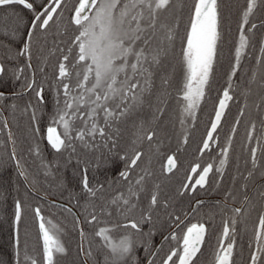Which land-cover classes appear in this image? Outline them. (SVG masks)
Wrapping results in <instances>:
<instances>
[{
    "label": "flooded vegetation",
    "instance_id": "af4514ba",
    "mask_svg": "<svg viewBox=\"0 0 264 264\" xmlns=\"http://www.w3.org/2000/svg\"><path fill=\"white\" fill-rule=\"evenodd\" d=\"M43 2L36 0L37 5ZM25 10L15 5L0 7V23L8 21L14 11L20 17H26ZM252 25L260 30L259 44L262 48L264 16L251 22V30ZM22 32L19 31L16 38L12 39L10 32L6 36L0 29V38L16 43L18 49L24 35ZM122 78L123 74L118 77ZM29 83L32 84L31 89L27 87ZM27 85L15 91L0 88L4 94L3 99H0V261H4V264H17L19 260L20 264H30L28 258L31 257L43 264V243L35 215V209L39 208L50 235L65 249L64 253H54L55 264H105L109 250L96 235L100 228L110 229V235L116 243L125 236L135 241V264H148L149 260H153V264H162L166 254L177 247V241L165 240L164 237L175 232L180 239L192 224H203L206 229L202 254H198L195 264H215L223 228L226 222L231 224L233 219L236 220V243L232 264H250V256L256 246L258 217L264 214V199L258 194V190L264 189V176L258 179L253 176L246 180L247 174L233 173L236 171L234 158L231 157L234 153L233 144L222 140L221 127L231 100L217 131L213 133L214 140L210 142V148L203 150V141L207 139L219 99L226 90L233 97L228 88L220 89L209 115L202 116L201 125L195 134H192L195 119L192 116L188 118V125L178 138L175 130L167 127L157 126L146 131L154 133L152 141L147 140L145 135L144 139H140L144 133L138 131V128L123 127L121 137L128 145L127 157L136 151L141 153L138 167L130 170V180H124L120 173L126 170L125 157H113L118 152L107 150V138H104V149L100 152L102 159L94 161L87 142L90 137H85L87 143L76 139V130L79 129L77 119L66 117L70 123V139H65L61 124L54 123V120L47 121L45 109L33 108L38 102L36 91H42V87L35 86L33 76ZM59 111L53 114L57 115ZM49 127H55L61 138L65 139V146L59 152L48 142ZM107 134L111 136L110 132ZM224 146H229V151L227 162L221 167L219 162L225 159L221 154ZM169 156L176 161L172 172L166 170ZM209 164H212L213 170L201 188L195 185L194 180L198 175L193 174L191 169L198 165L197 171L200 172ZM218 168L219 172L216 171ZM145 173V183L142 186L135 185V181ZM85 176L96 193L94 196L82 186ZM47 179L54 180L53 191L45 190ZM185 184L190 187L185 189ZM244 185L248 186L247 189ZM152 193L158 196L155 208H150L149 204ZM245 195L250 198V203L236 215L233 210L241 208ZM121 196L130 199L136 207L130 209L123 204V199L113 203V200ZM16 202L22 205L19 225L14 223L13 216ZM148 211L151 212L152 222L142 225L143 235L135 233L131 228L117 227L128 224L130 220H139L141 214ZM92 215L96 216V220L89 223ZM176 216L180 217L179 227L174 223ZM150 230L151 237L147 235ZM36 234L38 237H35ZM17 235L18 249L14 246ZM231 235L233 233L230 232ZM89 251L92 253L90 256L86 254ZM153 252L158 255L153 257ZM173 260L176 261V258ZM257 264H264V257L259 258Z\"/></svg>",
    "mask_w": 264,
    "mask_h": 264
},
{
    "label": "snow or ice",
    "instance_id": "6c2138e0",
    "mask_svg": "<svg viewBox=\"0 0 264 264\" xmlns=\"http://www.w3.org/2000/svg\"><path fill=\"white\" fill-rule=\"evenodd\" d=\"M256 2L257 0H249L247 10L244 12L239 37L240 44L236 49V64L233 65L232 76L236 75L241 58V50L247 44L243 24L247 23V17L252 13ZM63 3L64 0H44L42 4L37 5L36 0H0V7L22 6L23 9L31 13V18L27 25L29 30L20 39L19 55H29L30 57V43L33 34L49 28L50 23L54 22V17L58 14V10L62 8ZM170 3L171 0H78L77 5L73 9L71 22L79 29V35L74 40L79 50L77 60L85 63L82 72L75 74L76 84L74 86L70 87L68 82L62 83L65 97H68L73 89L80 90L79 94L72 96L70 100L65 99L63 109L57 114L58 120H54V123H59L63 126V137L65 139H70V123L66 117H74L80 121L82 127L76 130V139L81 141H85V137L95 138L96 135L112 140V137L108 136L107 132L118 121L133 120L135 125L137 111L142 109L147 102L144 93L149 92L152 86L150 69L161 62L160 52L162 49L154 47L153 40L156 36L159 17L161 13L167 11ZM21 20L22 17L19 14H14V26L10 29L12 39H15L19 34ZM218 26V0H196L188 31L184 38L186 47L182 51L183 62L186 65L182 98L185 102L184 110L189 115L194 114L195 109L205 95V88L209 85L220 38ZM252 27L254 28L255 25H252ZM160 28L164 29V39L171 43L174 39L173 29L163 24L160 25ZM5 35H9L8 29H5ZM261 51L264 53V48ZM68 59V56H64L65 61ZM5 71V66L0 64V76ZM19 71L22 72L23 69ZM58 72V78L62 81L63 78L72 76V73L66 69L64 63L59 64ZM92 74H94V82H90V75ZM121 74H123V78L118 79ZM89 83L90 86H88ZM27 87L31 89L32 84L29 83ZM229 87L231 88V84H229ZM3 95L0 92V99H3ZM36 96L38 102H44L45 98L42 91H36ZM232 99L233 97L230 96L229 91L223 92V98L219 100L214 121L211 123V130L207 133V139L203 141V150L210 148V142L214 140L213 133L217 131L227 106L226 102ZM241 115H243V110H241ZM33 119H35V115ZM255 128L256 125L253 123L248 133L249 140L253 138ZM142 130L143 125H140L138 131ZM116 135H118V130ZM145 136L147 140L152 141L154 133L148 132ZM145 136H140L139 138L144 139ZM47 139L57 152L65 146V139L61 138V134L57 132L55 127L47 129ZM85 143L87 142L85 141ZM115 143L116 141L112 140V144L115 145ZM229 146L221 148V154L225 157L219 162L221 167L227 162ZM250 154L253 168H255L257 150L252 148ZM140 160L141 153L139 151L134 152L131 157H125L126 170L121 172L120 176L124 180H130V170L138 167V161ZM175 166V158L172 156L167 157L166 170L172 172ZM198 168V165L193 167L191 172L198 175L194 183L202 188L205 186L206 178L213 170V166L209 164L200 172L197 171ZM216 171L219 172L220 169L218 168ZM146 176L147 173L140 176L135 181V185L142 186L145 183ZM253 176L254 173L249 171L245 179H250ZM82 186L84 190L93 196L96 194L90 187L87 176L82 179ZM189 187V184L184 185L185 189ZM244 187L247 189L248 186L244 185ZM129 191L132 192V189L130 188ZM258 194L264 199V189L258 190ZM133 195H136V193L133 192ZM120 199H123V204L130 209L136 207V204L132 203L130 199L122 196L113 200V203H117ZM248 203H250V198L245 195L244 204L241 208L234 209V213L239 215ZM149 204L150 208H155L158 205L157 194L152 193L150 195ZM69 211L71 210L69 209ZM21 215L22 205L20 202H16L13 211L16 225H19ZM35 215L40 220L39 232L43 239L42 262L43 264H55L54 253H64L65 249L54 236L50 235L49 230L45 227L44 218L41 216L39 208L35 209ZM95 220L96 216L92 215L89 223ZM151 222V212L148 211L142 213L139 220H130L128 224L117 225V227L131 228L135 233L143 235L142 225ZM179 222L180 217L176 216L174 223H176L177 227H179ZM235 224V219L231 221V224L225 223L217 246L218 253L215 257V264H232V254L236 243L234 237ZM110 232L111 230L108 228H100L96 233L105 242L104 247L109 250L105 264H135V241L125 236L116 243ZM205 232L206 229L203 224H192L180 239H178L175 232L164 237L165 240L177 241V247L166 254L162 264H176V261H178V264H195L198 254H202L201 246ZM230 232L233 235L230 236ZM147 235L151 237V230ZM81 236H83V232H81ZM255 242L256 246L251 253L250 264H257L258 259L264 257V214L258 217ZM14 246L17 249L19 248L18 235ZM86 254L90 256L92 253L89 251ZM152 255L154 257L158 253L153 252ZM16 256H19V251L16 252ZM174 257L176 261L173 260ZM28 262L30 264H39L37 259L31 257L28 258ZM0 264H4V261H0ZM17 264H20L19 260ZM148 264H153V260H149Z\"/></svg>",
    "mask_w": 264,
    "mask_h": 264
},
{
    "label": "trees",
    "instance_id": "16d2710c",
    "mask_svg": "<svg viewBox=\"0 0 264 264\" xmlns=\"http://www.w3.org/2000/svg\"><path fill=\"white\" fill-rule=\"evenodd\" d=\"M77 2L78 0H64L62 8L58 10V14L54 17V22L50 23L49 28L33 34L30 43V57L29 55H19L18 49L15 47L16 43H12L4 37L0 38V61L6 69L0 78L2 80L0 88L8 91L24 88L30 77L33 76L35 86L42 87L45 99L44 104L36 101V105H31L36 110L45 109L47 121L57 120V115L53 113L63 109L65 99L70 100L80 91L73 89L70 95L65 97L62 87L63 82H68L70 87L76 84L75 74L82 72L85 63L77 60L79 50L74 40L79 35V29L71 22L73 9ZM195 2L196 0H180L176 9L173 7L172 10L165 11L162 17H159V21H163L162 24L173 29L174 39L168 43V52L164 51L165 54L162 55L161 62L150 69L152 86L149 92L144 93L147 102L142 109L137 111L135 125L133 120L118 121L108 129L112 140L116 141L113 145L112 140H107V150L118 152L113 155L114 158L127 157L128 145L121 137L123 127L138 128L143 125V130L140 131L144 133L143 136L152 127L162 126L175 129L179 116L178 108H182L185 103L182 98L183 90L182 92L177 90V87L182 85V79L178 81L177 77L180 62L183 60L182 51L186 45L184 38L188 31ZM248 3L249 0H218L220 38L217 57L205 95L194 114L192 134H195L199 129L202 116L209 115L220 89L228 88L233 93V99L221 124L222 140L233 144L232 152L234 153L231 157L234 158L233 166L236 167V171L233 173L248 175L249 171H252L258 179L264 176L262 175L264 174V53L261 51L264 47L261 48L259 44L260 30L257 28L251 30L250 24L264 16V0H257L252 13L247 17V23L243 24L247 44L241 50L236 75H231L233 65L236 64L235 54L240 44L241 25ZM25 11L26 17H22L20 23V31H23V34L28 30L27 25L31 18V13ZM11 13L15 14V11ZM0 24L2 32H5V29L10 32L14 26V17L9 16L8 21ZM64 56H68L69 59L65 61ZM28 62L31 67L28 66ZM60 63H64L66 69L72 73L71 77L63 78V81L58 78ZM20 69L23 71H19ZM90 82H94V74L90 75ZM229 84H231V88ZM241 110H243V115H241ZM253 123L256 128L253 138L249 140L248 133ZM77 126L82 127L78 119ZM117 130L118 135H116ZM98 136L90 137L87 140L94 161H100L103 157L100 152L104 149V138ZM252 148L257 150L255 168L251 161L250 150ZM37 185L39 186V183ZM44 187L46 191H53L54 180L47 179ZM31 216L33 217V214ZM35 237H38L37 234Z\"/></svg>",
    "mask_w": 264,
    "mask_h": 264
},
{
    "label": "rangeland",
    "instance_id": "374dc122",
    "mask_svg": "<svg viewBox=\"0 0 264 264\" xmlns=\"http://www.w3.org/2000/svg\"><path fill=\"white\" fill-rule=\"evenodd\" d=\"M179 4H180V0H171L170 6L167 9V11H169L170 9L172 10L173 7H174V9H176ZM164 13L165 12L161 13L160 17H162V15ZM10 16L14 17V13H11ZM162 23H163V21H158L156 36H155V38L153 40V46L162 49L161 52H160V59L163 58L162 55L167 53L168 52L167 50L169 49L168 48V43L169 42H167V40L164 39L165 32H164V30H162L160 28V25ZM137 43H139V42H137ZM185 47H186V45H185ZM164 51H166V52L164 53ZM130 59H132V58L130 57ZM185 76H186V65L184 64V62L182 60L180 62V65H179V75L177 77V78H179L178 81L182 79V83H181L182 85H180V87H177L178 88L177 90L180 91V92H182V90H183V85L185 83ZM120 77H122V74H121ZM184 106H185V103L182 106V108H180V109L178 108L179 116H178V119H177V125H176V127L174 129L175 130V134H176V138H178L182 134L184 128L188 125V122H189L188 118L190 119L191 116L194 117V114L193 115H189L188 112H186L184 110ZM21 238H23V237H21Z\"/></svg>",
    "mask_w": 264,
    "mask_h": 264
},
{
    "label": "water",
    "instance_id": "95a60500",
    "mask_svg": "<svg viewBox=\"0 0 264 264\" xmlns=\"http://www.w3.org/2000/svg\"><path fill=\"white\" fill-rule=\"evenodd\" d=\"M196 3V2H195ZM223 98V95H222V97L220 98V99H222ZM219 99V100H220ZM228 102L229 101H227L226 102V104H228ZM218 104H219V101H218V103H217V106H216V109H215V111L217 110V108H218ZM226 108H227V106H226ZM226 108H225V110H226ZM225 110H224V112H225ZM223 116V115H222ZM214 118H215V113H214V115H213V118H212V122L214 121ZM211 122V123H212ZM211 130V125H210V128H209V130H208V132ZM38 223H40V220H39V218H38ZM38 226H39V224H38ZM40 236H41V234H40ZM41 240H42V243H43V239H42V236H41Z\"/></svg>",
    "mask_w": 264,
    "mask_h": 264
}]
</instances>
